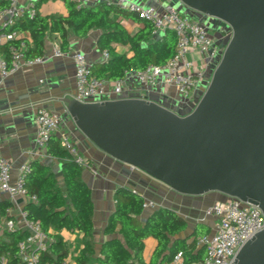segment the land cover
I'll return each instance as SVG.
<instances>
[{"label":"water","instance_id":"water-1","mask_svg":"<svg viewBox=\"0 0 264 264\" xmlns=\"http://www.w3.org/2000/svg\"><path fill=\"white\" fill-rule=\"evenodd\" d=\"M175 1L229 27L193 106L169 107L153 97L64 98V110L94 147L171 191L235 197L264 215V0ZM231 264H264V229Z\"/></svg>","mask_w":264,"mask_h":264},{"label":"trees","instance_id":"trees-1","mask_svg":"<svg viewBox=\"0 0 264 264\" xmlns=\"http://www.w3.org/2000/svg\"><path fill=\"white\" fill-rule=\"evenodd\" d=\"M40 1H36V6ZM4 5L5 3L0 0V8ZM112 13L143 23L144 28L132 36L127 35L123 28L110 19ZM16 28L29 32L30 42L25 43L24 51L27 58L43 54L42 37L47 32L58 34L61 40L60 47L66 51L69 30L77 37H81L91 29H100L102 35L99 46L101 51L107 50L109 57L105 62L90 67V74L107 82L122 77L125 71L138 72L149 65L165 63L172 56L175 46V36L171 31H165L161 39L150 41L152 32L150 24L135 14L120 12L104 2L79 9H76L72 2L67 5L65 17H43L38 14L32 18L21 17L11 26V32ZM1 30L5 31V28ZM111 40L128 45L132 56L126 58L114 54L109 46ZM45 151L60 164L63 190L58 186L54 174L48 167L39 162L30 163V170L25 177V187L29 195L35 196V201H27L23 211L26 212L28 219L38 221L46 232L49 228H64L81 233L84 248L76 259V264H167L181 251L187 262H199L203 259L205 247L197 246L196 241L209 233L206 225L197 223L186 236L181 237V234L187 231V224L175 211L159 207L141 218L143 196L129 188L118 187L113 195L114 209L108 217L105 234L115 232L120 234L124 244L117 237H112L102 244L100 256L92 260L93 204L90 189L81 179L82 168L60 146L57 136L49 138ZM10 207L12 204L9 201H1L0 215H6L5 210ZM23 235V231L17 230L5 231L1 236L0 259L5 258V264H17L18 261L14 258L16 244ZM148 237L155 239L157 246L149 262L145 263L142 257L143 240ZM65 256L66 250L61 240L56 238L49 242L47 250L41 254V259L59 260Z\"/></svg>","mask_w":264,"mask_h":264},{"label":"crops","instance_id":"crops-1","mask_svg":"<svg viewBox=\"0 0 264 264\" xmlns=\"http://www.w3.org/2000/svg\"><path fill=\"white\" fill-rule=\"evenodd\" d=\"M19 1L24 2L26 0ZM107 1L112 2L113 0H101L104 3ZM133 1L142 6L155 5L153 0ZM72 2V0H41L37 5V14L43 17H65L67 5ZM110 19L130 36L144 28L143 23L135 22L116 13H112ZM1 32L11 33V27H6L5 31L0 29ZM12 33H14L15 41L30 42L28 31L16 28ZM163 34L164 32L154 33L152 31L149 40L161 39ZM101 35L100 29H91L81 37H77L69 30L68 49L66 51L78 50L82 52L89 67L100 64L102 62V51L99 46ZM42 41L44 44V51L41 55L43 62L19 69L0 85V156L5 157L10 162L13 174L23 164L39 162L50 169L58 186L63 190L60 164L48 156L45 149H40L35 143V112L38 107L42 106L62 115L63 122L60 133L68 134L71 137L80 155L89 163V168L81 169V179L90 189L93 204L92 260L100 256V248L106 240L117 237L124 244L120 234L116 232L105 234L108 217L114 209L113 195L118 187H126L139 193L144 200L154 203V209L165 207L175 211L187 224V231L181 234V237L186 236L197 223H203L208 227L209 233L212 232L214 219L204 218L203 211L214 202L223 200L222 195L218 193H208L202 196L179 195L144 173L110 158L94 147L74 127L71 118L64 110L65 104L62 102L64 98H74L75 96L73 63L69 55L54 56V48L59 47L61 49V40L58 34L47 32L43 35ZM109 46L114 54L126 58L132 56L128 45L111 40ZM5 47L6 42L0 41V55H4L6 52ZM61 51L63 50L61 49ZM201 81L197 82L191 97L196 96L202 89ZM156 89L157 91H151L136 86V94L140 98L155 97L167 103H171L173 100L178 103L181 102L179 100L180 95L176 93L173 87L159 85ZM63 195H65L64 192ZM1 201H9L12 207L10 214L5 212L6 215H0V238L5 231H8L6 221L9 219L14 223L13 231L22 232L23 223L20 218V211L23 210V206L27 202L26 199L19 197L10 199L7 194L0 193ZM66 204L69 205V202L66 201ZM154 209H143L141 218H144ZM48 234L50 242L56 238L61 240L62 246L66 250L65 257L76 264V259L84 248L82 244L83 235L77 231H68L64 228H49ZM156 246V240L151 237L143 240L142 257L145 263L149 262Z\"/></svg>","mask_w":264,"mask_h":264},{"label":"built area","instance_id":"built-area-1","mask_svg":"<svg viewBox=\"0 0 264 264\" xmlns=\"http://www.w3.org/2000/svg\"><path fill=\"white\" fill-rule=\"evenodd\" d=\"M5 5L0 8V29L11 27L21 18H32L37 14V0H1ZM75 8L86 7L101 0H72ZM155 6H142L133 1L113 0L105 2L120 12L132 13L151 25L152 31H171L175 36L172 56L163 64L149 65L138 72L125 71L115 81L107 82L90 74V67L82 52L72 50L63 52L55 47L56 57L69 55L74 67V98L80 102L113 100L121 97L140 98L136 94V86L151 90L154 87L170 86L176 93L189 99L197 82L203 78L204 71L215 55L224 48L214 46V39L208 30L197 21L178 12L169 3L153 0ZM228 27V26H227ZM229 29V28H228ZM0 41L6 42V54L0 55V85L10 75L24 67H31L43 62L42 56L27 58L24 55L25 43L16 42L14 33L1 32ZM109 57L107 50L101 52V61ZM135 79L136 83L131 80ZM110 83V84H109ZM63 117L60 113L38 107L35 112V143L40 149H46L51 136L59 138L60 146L72 157L81 168H89L88 161L77 150L74 141L68 134L60 133ZM29 164L18 167L13 174L10 162L0 156V193L10 199L24 198L35 201L25 187V177L29 172ZM143 209H154L151 201L144 200ZM10 214L11 207L5 210ZM204 218L214 219L213 231L197 239V246L205 247V255L199 262H187L184 253L178 252L167 264H231L239 249L255 234L264 229V215L260 209L235 197L225 196L223 200L214 202L203 211ZM23 223V237L17 241L14 258L17 264H74L69 258L42 261L41 254L47 250L50 237L38 221L28 219L25 211H20ZM8 231L14 230L11 219L6 221ZM1 264H5L2 258Z\"/></svg>","mask_w":264,"mask_h":264},{"label":"rangeland","instance_id":"rangeland-1","mask_svg":"<svg viewBox=\"0 0 264 264\" xmlns=\"http://www.w3.org/2000/svg\"><path fill=\"white\" fill-rule=\"evenodd\" d=\"M128 1H133V0H128ZM134 2V1H133ZM164 3H169L171 4L173 7H175L178 12H180L181 14L187 16L188 18L197 21L199 24H201L202 26H204L207 30H208V26L210 27H216V31H209V34L212 36V38L214 39V46H217L219 48H223L225 46V40L227 38V36L229 35V27H227V25H222L220 22H215L212 21L208 18L203 17L201 14L196 13V12H192L191 10H187L184 6H182L181 4L177 3L175 0H163ZM155 6V5H154ZM221 56V51H219L212 62H210L207 66V69L204 71L203 74V78H202V89L196 94V96H192L189 99H185L182 96H180L179 100L181 101L180 103H178L177 101L173 100L171 103H167V102H162L160 100H158L161 104H165L168 105L169 107H177L179 109H181L182 107L184 108H188L190 105H194V101L197 100L200 96V94L205 90L208 81H209V77L211 76V73L215 67V60ZM132 83H136L135 79L131 80ZM151 91H157L156 87L152 88ZM149 98V97H147ZM155 98V97H153ZM156 99V98H155Z\"/></svg>","mask_w":264,"mask_h":264}]
</instances>
